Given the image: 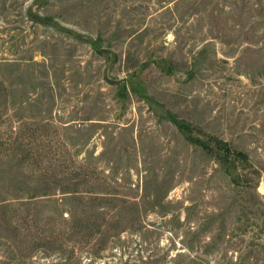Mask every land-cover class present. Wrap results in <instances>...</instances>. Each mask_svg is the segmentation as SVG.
Wrapping results in <instances>:
<instances>
[{
    "label": "rangeland",
    "instance_id": "obj_1",
    "mask_svg": "<svg viewBox=\"0 0 264 264\" xmlns=\"http://www.w3.org/2000/svg\"><path fill=\"white\" fill-rule=\"evenodd\" d=\"M0 264H264V0H0Z\"/></svg>",
    "mask_w": 264,
    "mask_h": 264
},
{
    "label": "trees",
    "instance_id": "obj_2",
    "mask_svg": "<svg viewBox=\"0 0 264 264\" xmlns=\"http://www.w3.org/2000/svg\"><path fill=\"white\" fill-rule=\"evenodd\" d=\"M50 195H52V193H50L48 191V189H44L42 193H37V191H33V193H26V196H17L18 199H29V200H35L37 198H40V196H47L46 198H51L49 197ZM38 200V199H37Z\"/></svg>",
    "mask_w": 264,
    "mask_h": 264
}]
</instances>
